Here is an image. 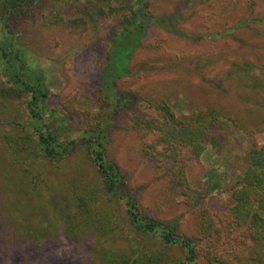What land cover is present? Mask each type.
Returning a JSON list of instances; mask_svg holds the SVG:
<instances>
[{
    "label": "rangeland",
    "instance_id": "obj_1",
    "mask_svg": "<svg viewBox=\"0 0 264 264\" xmlns=\"http://www.w3.org/2000/svg\"><path fill=\"white\" fill-rule=\"evenodd\" d=\"M34 1L30 17L13 29L27 65L45 76L49 97L41 114L48 128L67 141L108 121L105 156L120 167L145 214L178 222L179 233L196 243L200 264H264L248 225L233 223L231 216L232 193L249 168V151L264 147V0H145L150 15L169 19L177 30L150 26L129 75L115 82L118 99L108 98L102 76L114 33L136 0ZM7 32L0 21V48L7 47ZM9 73L1 59L0 87L11 100L0 117L20 128L32 119L31 95ZM161 106L183 121L218 114L202 155L169 147L141 125L163 117ZM7 151L0 141V161L10 159ZM11 162L4 168L8 180H0V196L16 229L49 227L45 179L64 195L74 185L96 183L84 154L50 170L37 159L27 178L19 170L28 165L24 156L18 165ZM177 162L202 198L176 186Z\"/></svg>",
    "mask_w": 264,
    "mask_h": 264
},
{
    "label": "trees",
    "instance_id": "obj_2",
    "mask_svg": "<svg viewBox=\"0 0 264 264\" xmlns=\"http://www.w3.org/2000/svg\"><path fill=\"white\" fill-rule=\"evenodd\" d=\"M34 2L3 0L0 5V21L4 29H8L7 47L0 48V60H6L10 78L30 93L28 107L32 115L29 123L20 128L8 117H0V130H4L3 134L0 131V141L8 145L12 165L20 164L19 160L24 156L28 165L20 166L19 170L26 178L31 173L30 166H35L37 159H42L43 169L50 170L52 164L60 166L67 158L84 154L95 170L96 183L93 187L89 184L68 187L64 195L50 189L49 181L45 179V192L49 196L46 210L51 212L47 217L49 227L41 228L43 233L40 228L28 230L21 226L16 229L3 209L4 198L0 196V264H200L196 243L179 233L178 222L166 223L145 214L120 167L107 160L103 139L109 127L108 121L105 120L100 129L86 130L67 141H60L44 122L41 104L49 97L45 76L27 65L17 47L13 29L14 24L30 17ZM152 24L177 30L169 19L150 15L145 0H136L129 19L114 33L109 50L102 76L108 98L118 99V95H114L115 82L129 75L132 56ZM2 87L0 115L7 109L5 102L11 100L3 94ZM159 109H162L163 117L140 122L154 137L169 147L189 148L196 156L206 151L211 140L210 132L220 120L215 111L206 117L194 115L183 121L166 106ZM8 125L12 126L11 134L5 130L4 126ZM249 157L250 165L244 180L232 193L234 206L231 216L233 223L248 225L256 252L261 253L264 252V147L254 146ZM10 159L0 161V180H8L4 168ZM172 166L181 176L175 179L176 186L186 195L202 198L201 192L197 193L190 180L184 178L182 162ZM38 177L40 175L33 178L38 180ZM121 210L124 214L120 213ZM47 234L50 237H45ZM175 249L180 251L179 255L172 253ZM43 255L45 261L41 262Z\"/></svg>",
    "mask_w": 264,
    "mask_h": 264
}]
</instances>
